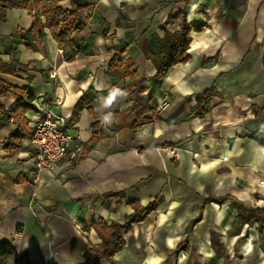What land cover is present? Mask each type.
I'll return each instance as SVG.
<instances>
[{"label":"crops","instance_id":"0c3cea01","mask_svg":"<svg viewBox=\"0 0 264 264\" xmlns=\"http://www.w3.org/2000/svg\"><path fill=\"white\" fill-rule=\"evenodd\" d=\"M59 5L79 7L86 20L72 33L77 51L59 46L47 28L37 41L27 9H8L0 22V59L19 63L14 75L0 72V81L35 97L24 125L31 130L35 101L47 100L82 141L76 159L33 183L22 147L29 136L16 152L7 148L21 123L4 112L18 95L0 98V240L15 249L7 264H91L85 251L101 243L92 223L124 224L130 200L155 201V209L122 232L118 252L93 264H264L257 223L229 199L264 207V0ZM178 8L201 29L191 33L188 61L157 80L151 56L164 31L177 28ZM119 49L130 70L145 76L142 92L127 90L130 78L110 70ZM136 105L152 118L138 128Z\"/></svg>","mask_w":264,"mask_h":264},{"label":"trees","instance_id":"16d2710c","mask_svg":"<svg viewBox=\"0 0 264 264\" xmlns=\"http://www.w3.org/2000/svg\"><path fill=\"white\" fill-rule=\"evenodd\" d=\"M11 8L27 9L33 17V22L30 27V32L37 41H41L44 37L43 29L47 28L52 38L59 46L73 45L72 33L80 31L84 28L86 20L81 18L77 7L76 9H63L59 5V0H0V22L4 21L6 10ZM40 17H44L45 22L42 23ZM177 18L176 29H166L163 35V43L159 51L152 53L151 59L155 66V77L159 80L166 75L170 68L174 65L185 63L189 59L187 53L191 41V33L201 29V25L194 20L187 21L183 8H178L176 14L171 19ZM17 41H14L16 43ZM27 47H31L26 43ZM74 46V45H73ZM16 53V48L12 49ZM123 49L115 52L110 60V70L117 73L121 77H129L131 83L127 85L129 90L134 87L136 92H142L141 85L146 80L145 76H139L136 70L131 71L132 63L122 57ZM19 63L17 59L12 58L10 63H3L0 59V72L12 74L16 73ZM8 91H12L18 95V101L14 107L5 111L7 120H12L21 126L9 137L7 148L10 152H16L21 144L22 138L30 136L31 130L24 125L23 114L33 109L32 103L35 99L30 90L20 89L10 86L0 81V98ZM0 109L2 104L0 102ZM135 114L134 128L143 126L152 121V118L144 116L145 109L136 105L132 107ZM4 121L0 120V127L4 125ZM232 205L237 209L238 214H250L251 222L257 223V232L260 246H264V207H246L237 202L234 198L229 197ZM216 202H222L223 197L214 199ZM132 212L129 214L127 221L124 224L111 223L106 225L103 220L97 223H92L93 228L101 239L97 250L87 249L85 257L91 261V264L100 258L110 259L118 252L123 245L122 232L128 230L133 222L143 220L149 213L155 209L156 202H150L146 206H141L137 201L130 200ZM14 247L9 241L0 240V264H7V257L13 255Z\"/></svg>","mask_w":264,"mask_h":264},{"label":"built area","instance_id":"2783aa9c","mask_svg":"<svg viewBox=\"0 0 264 264\" xmlns=\"http://www.w3.org/2000/svg\"><path fill=\"white\" fill-rule=\"evenodd\" d=\"M71 47L77 51L76 46ZM54 75L52 70L49 71V76ZM35 103L40 112L31 118V134L22 141V147L32 160V182L38 183L44 171L57 173L59 163L65 159L70 162L76 159L82 152V141L79 135L67 131V116L64 113L57 112L47 100ZM164 105L165 102L158 108L162 109Z\"/></svg>","mask_w":264,"mask_h":264}]
</instances>
